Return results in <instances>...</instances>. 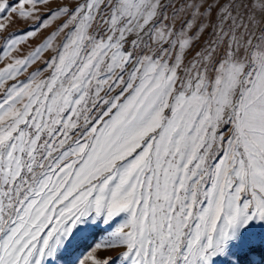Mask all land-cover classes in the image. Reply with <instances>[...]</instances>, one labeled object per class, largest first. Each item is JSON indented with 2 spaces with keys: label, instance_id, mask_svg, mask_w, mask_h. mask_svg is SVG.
<instances>
[{
  "label": "snow or ice",
  "instance_id": "6c2138e0",
  "mask_svg": "<svg viewBox=\"0 0 264 264\" xmlns=\"http://www.w3.org/2000/svg\"><path fill=\"white\" fill-rule=\"evenodd\" d=\"M0 264H264V0H0Z\"/></svg>",
  "mask_w": 264,
  "mask_h": 264
},
{
  "label": "rangeland",
  "instance_id": "374dc122",
  "mask_svg": "<svg viewBox=\"0 0 264 264\" xmlns=\"http://www.w3.org/2000/svg\"><path fill=\"white\" fill-rule=\"evenodd\" d=\"M18 27H23V25L17 23L16 25H13V28H18ZM12 29H9V31H11Z\"/></svg>",
  "mask_w": 264,
  "mask_h": 264
}]
</instances>
